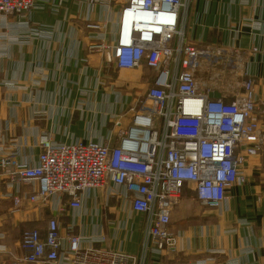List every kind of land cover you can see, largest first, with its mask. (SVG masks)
Listing matches in <instances>:
<instances>
[{
  "label": "crops",
  "instance_id": "obj_1",
  "mask_svg": "<svg viewBox=\"0 0 264 264\" xmlns=\"http://www.w3.org/2000/svg\"><path fill=\"white\" fill-rule=\"evenodd\" d=\"M120 8L116 2L106 13L83 0H34L25 14L0 16V156L17 151L20 161L26 157L34 166L41 137L55 143L109 139V146L117 144V125L105 124L118 113H123L118 124L129 117L143 94L142 78L153 75L142 67L122 80L124 70L88 51L98 32L86 25L107 20L113 43ZM181 18L186 43L228 52L229 62L222 59L223 66H216L230 72L220 88L225 84L237 93L243 81H252L261 142L258 155L239 171L245 183L230 187L218 209L200 205L194 193L185 191L171 213L174 249L157 255L145 235V216L131 211L123 190H90L82 195L80 210L62 215L54 211L56 198L45 204L24 201L15 210L11 197L25 198L32 187H8L0 176V264H21V234L32 228L44 235L53 216L63 240L72 232L85 239L82 247L90 244L139 259L147 243L143 264H264V0H187ZM120 81L133 92L118 90ZM210 96L219 92L212 90ZM77 102L87 105L85 112L73 113ZM114 191L119 199L111 195ZM100 235L105 238L101 244L95 242Z\"/></svg>",
  "mask_w": 264,
  "mask_h": 264
},
{
  "label": "built area",
  "instance_id": "obj_2",
  "mask_svg": "<svg viewBox=\"0 0 264 264\" xmlns=\"http://www.w3.org/2000/svg\"><path fill=\"white\" fill-rule=\"evenodd\" d=\"M83 1L99 5L106 13L112 4L121 5L113 43L108 39L107 20L86 25V30L98 32L88 51L100 54L117 70L145 67L153 75L142 78L145 91L127 127L118 131L116 145L109 146V139L66 144L43 138L37 144L34 166L26 157L20 161L17 151L1 155L0 176L8 187L20 183L32 187L25 198L11 197L15 210L24 201L45 204L56 198L54 211L62 215L67 209L80 210L82 195L90 190L108 186L123 190L131 211L145 216L146 238L159 255L174 249L171 213L185 191L194 193L200 205L218 209L230 187L245 183L239 171L248 158L258 155L261 142L253 119L252 81H243L237 93L216 90V98L210 96L212 90L199 87L196 71L207 74L210 85L230 76L225 67H216L222 59L228 63L229 54L184 41L181 13L187 0ZM33 5L34 0H0V16L25 14ZM124 19L130 23L128 29H123ZM111 195L120 197L116 191ZM84 240L72 232L63 240L57 216H53L44 235L36 229L21 234L25 256L20 262L143 264L149 252L146 243L137 259L90 244L82 247ZM104 241L100 235L95 242Z\"/></svg>",
  "mask_w": 264,
  "mask_h": 264
},
{
  "label": "rangeland",
  "instance_id": "obj_3",
  "mask_svg": "<svg viewBox=\"0 0 264 264\" xmlns=\"http://www.w3.org/2000/svg\"><path fill=\"white\" fill-rule=\"evenodd\" d=\"M14 17H16V16H14ZM133 71H123L122 72V80L124 79H129L130 78V76H131V73H132ZM194 76H195V78H196V81L198 82V84H199V87L200 88H202V89H210V90H220V91H226V90H230V88H227V86L224 84V88H220L222 85H223V82L221 81V82H218L217 83V85H210V82H209V79H208V75L207 74H205V73H203V72H199V71H196L195 73H194ZM120 82H122L123 83V87L120 89H118V90H122L123 92H128L129 91V93L132 91L133 92V90H127L126 88H125V86H124V81H120ZM140 90L141 89H138V90H136V91H138V95H141V92H143L144 93V91H145V87H143V89H142V91L140 92ZM138 97V96H137ZM139 98V97H138ZM138 98H136V101H137V99ZM136 103L137 102H135V104H134V109H132L133 111H131V109L129 110V117L128 118H126V119H123V120H121L120 121V123L118 124V123H116V121H117V119L116 118H119V116L120 115H122L123 113H118L116 116H114L113 118H110V119H108V121H107V123L105 124V127H111L112 129H114V127H116L115 125H120V126H117L116 127V135H115V138H116V136H117V133H118V131L120 130V129H124V128H126L127 127V125L126 124H128V123H126V121L128 122L129 121V119H130V117L132 116V114H133V112H134V110H135V106H136ZM87 108V105H85V104H81V103H76L75 105H74V107H73V113H82V111H84L85 112V109ZM121 127V128H120ZM41 138H44V137H41ZM46 138V137H45ZM51 141V140H50ZM53 142V141H52ZM108 202H109V200L106 202V205L108 204ZM30 229V228H29ZM28 229V230H29ZM32 229V228H31Z\"/></svg>",
  "mask_w": 264,
  "mask_h": 264
},
{
  "label": "bare ground",
  "instance_id": "obj_4",
  "mask_svg": "<svg viewBox=\"0 0 264 264\" xmlns=\"http://www.w3.org/2000/svg\"><path fill=\"white\" fill-rule=\"evenodd\" d=\"M130 26V23L127 19H124L123 21V29H128Z\"/></svg>",
  "mask_w": 264,
  "mask_h": 264
}]
</instances>
